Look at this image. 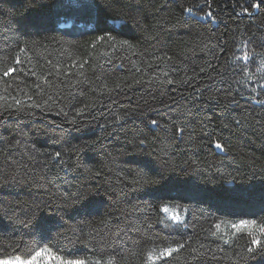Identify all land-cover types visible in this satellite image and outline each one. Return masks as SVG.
<instances>
[{
    "label": "trees",
    "instance_id": "trees-1",
    "mask_svg": "<svg viewBox=\"0 0 264 264\" xmlns=\"http://www.w3.org/2000/svg\"><path fill=\"white\" fill-rule=\"evenodd\" d=\"M91 2L0 0V259L264 264V4Z\"/></svg>",
    "mask_w": 264,
    "mask_h": 264
},
{
    "label": "rangeland",
    "instance_id": "rangeland-1",
    "mask_svg": "<svg viewBox=\"0 0 264 264\" xmlns=\"http://www.w3.org/2000/svg\"><path fill=\"white\" fill-rule=\"evenodd\" d=\"M60 5L64 6L65 9H74L80 8L74 11V15L79 17V19H89L91 22L95 20V11L89 7L83 6H92L91 0H60ZM71 21L63 22L62 25H70ZM240 58L246 62L248 68V87L254 90H264V57L259 59H253L251 54L248 52L247 48L243 49V52L240 55ZM258 92V91H257ZM167 221L170 224H181L184 222L186 217V210L180 209L178 206L166 205L163 208ZM179 219H176V218ZM245 224H241V221L232 223V226L235 227H252L251 221H244ZM174 249L172 247L164 248H153L150 252V261H155L161 256L167 255L168 249ZM81 260H64L59 256H56L51 251L43 249L37 252L30 259H21L19 257H12L8 259H0V264H69V262H75ZM83 264H86L85 261H81Z\"/></svg>",
    "mask_w": 264,
    "mask_h": 264
},
{
    "label": "snow or ice",
    "instance_id": "snow-or-ice-1",
    "mask_svg": "<svg viewBox=\"0 0 264 264\" xmlns=\"http://www.w3.org/2000/svg\"><path fill=\"white\" fill-rule=\"evenodd\" d=\"M261 4H264V0H258V2L255 4V5H252L253 7H259ZM188 11H192L191 9H188ZM244 11H248V9H244ZM210 15V13H209ZM21 51H23V49H21ZM19 59L17 58L16 60V63H19ZM15 71L14 68H9L7 72L4 73L5 76L9 75V73ZM19 103V102H17ZM153 124L156 123V121H152ZM217 147H222V145H220L219 143L217 144ZM57 156L60 155V153H56ZM176 219H179L178 217ZM246 222L244 221H241V224H245ZM253 224H255V221H253ZM235 227V226H234ZM261 233H264V226L261 227ZM251 243L253 245H256L258 247H264V244L261 243V240L258 238V237H254L251 241ZM180 247H183V245H181ZM252 249H250L251 251ZM175 251V249H168L167 252H168V255H171L172 252ZM69 264H83V262L81 261H75V262H69Z\"/></svg>",
    "mask_w": 264,
    "mask_h": 264
}]
</instances>
